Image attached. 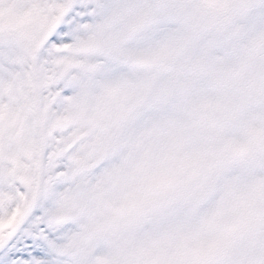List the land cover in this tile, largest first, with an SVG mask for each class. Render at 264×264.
Wrapping results in <instances>:
<instances>
[{"label":"snow or ice","instance_id":"1","mask_svg":"<svg viewBox=\"0 0 264 264\" xmlns=\"http://www.w3.org/2000/svg\"><path fill=\"white\" fill-rule=\"evenodd\" d=\"M182 22L169 0H0V264H264V132L170 130Z\"/></svg>","mask_w":264,"mask_h":264},{"label":"clouds","instance_id":"2","mask_svg":"<svg viewBox=\"0 0 264 264\" xmlns=\"http://www.w3.org/2000/svg\"><path fill=\"white\" fill-rule=\"evenodd\" d=\"M169 2L183 13L180 46L160 80L170 130L193 147L223 142L225 128L234 136L264 132V0Z\"/></svg>","mask_w":264,"mask_h":264}]
</instances>
